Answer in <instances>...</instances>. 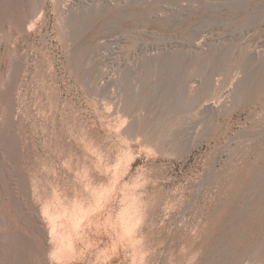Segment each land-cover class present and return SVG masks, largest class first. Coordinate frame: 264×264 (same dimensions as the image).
I'll return each mask as SVG.
<instances>
[{"label": "rangeland", "instance_id": "rangeland-1", "mask_svg": "<svg viewBox=\"0 0 264 264\" xmlns=\"http://www.w3.org/2000/svg\"><path fill=\"white\" fill-rule=\"evenodd\" d=\"M0 264H264V0H0Z\"/></svg>", "mask_w": 264, "mask_h": 264}, {"label": "bare ground", "instance_id": "bare-ground-1", "mask_svg": "<svg viewBox=\"0 0 264 264\" xmlns=\"http://www.w3.org/2000/svg\"><path fill=\"white\" fill-rule=\"evenodd\" d=\"M127 78V77H126ZM206 85V84H205ZM208 85V84H207ZM185 88V87H184ZM207 88V87H206ZM209 88V87H208ZM182 90V89H181ZM184 91V90H183ZM181 93V92H180ZM182 94V93H181ZM175 96H177V95H175ZM187 96V95H186ZM179 98H177V105H178V103L180 102V100L181 99H183V98H185L184 96H182V95H180V96H178ZM183 97V98H182ZM187 98V97H186ZM189 99V98H188ZM187 100V99H186ZM185 100V101H186ZM174 101V100H173ZM176 101V100H175ZM174 101V102H175ZM182 101V100H181ZM173 103V102H172ZM181 103V102H180ZM185 103V102H184ZM192 103V102H191ZM174 104V103H173ZM182 104V103H181ZM185 105H187V104H185ZM173 106V105H172ZM188 106V105H187ZM205 106V105H204ZM180 107V106H179ZM187 108V107H186ZM199 110H201V109H199ZM130 207H132L133 206V204H132V206H131V204L129 205ZM134 207V206H133ZM136 207V206H135ZM129 210L131 211V208H129ZM130 211H127V212H124V218H125V226L127 225V227L130 229V225H131V222H132V220H134V219H131V216L133 215V217L132 218H135V216L137 215L135 212H134V214H135V216H134V214H131V213H133V209H132V212H130ZM134 211H137L135 208H134ZM138 218H139V216H138ZM135 221H136V218H135ZM135 221H133L132 223H136ZM137 222H138V220H137ZM141 222V221H140ZM133 225H135V224H133ZM131 230V229H130ZM129 230V231H130Z\"/></svg>", "mask_w": 264, "mask_h": 264}]
</instances>
